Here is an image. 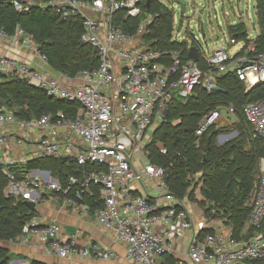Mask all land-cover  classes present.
<instances>
[{
	"label": "built area",
	"instance_id": "built-area-1",
	"mask_svg": "<svg viewBox=\"0 0 264 264\" xmlns=\"http://www.w3.org/2000/svg\"><path fill=\"white\" fill-rule=\"evenodd\" d=\"M141 2L12 1L19 11L37 5L43 9L50 7L63 18L80 17L83 27L80 39L98 51L99 65L90 71H79L71 78L77 83L65 84L24 60L0 54L1 74L27 79L31 86L43 89L54 98L79 104L72 115L49 111L32 119L18 117L13 110L0 107V129L12 124L20 129L19 133L0 134V145L8 141L17 144L30 141L32 130L38 128L40 132L32 143L39 157L69 158L79 165L97 164L104 169L83 172L80 176L68 175L62 183L49 171L37 177L17 179L10 168L26 163V159L0 160L7 177L3 192L6 196L33 202L43 192H49L50 198L71 207L81 217L92 212L95 222L115 242L125 246L129 264H169L164 256L172 253L179 230H190L191 235L185 257L174 264H264V156L259 161L251 190L247 222L252 232L245 238H235L231 226L221 219L203 217L197 224L193 223L188 210L181 205L182 200L169 191L164 169L148 160L146 148L154 129L165 117L168 104L173 99L186 100L196 86L201 85L209 92L220 91L217 76L226 72H233L244 84L245 91L264 84V50L257 51L255 35H248V41L230 38V44L241 43L234 53H230L229 47L204 53L198 37L187 30L182 32L181 27L176 29L174 18L172 40L187 43L185 57L182 48L154 49L144 35L156 14L145 11ZM118 11L125 12V17L139 18L134 32L114 24ZM0 40L22 46L47 63L33 35L19 26L12 34L0 29ZM191 46L197 47L195 60L188 58ZM199 57L207 69L200 66ZM222 113L232 114L236 119L233 106L216 107L201 117L195 134L201 136L212 125L225 124L220 121ZM244 114L252 133L264 140V97L246 104ZM236 135L237 131L219 133L216 140L224 143ZM157 146L165 152L161 143ZM147 180L151 181L153 192H137L134 183ZM95 195L102 206L91 211L85 198ZM215 221L221 222V229L215 228ZM80 232L77 229L65 238L61 235L60 223L41 222L32 215L15 241L61 258L97 257L105 261L118 258L116 251L97 243L80 245L77 242Z\"/></svg>",
	"mask_w": 264,
	"mask_h": 264
},
{
	"label": "trees",
	"instance_id": "trees-1",
	"mask_svg": "<svg viewBox=\"0 0 264 264\" xmlns=\"http://www.w3.org/2000/svg\"><path fill=\"white\" fill-rule=\"evenodd\" d=\"M12 1L0 0V29L12 34L19 26L31 33L51 69L73 78L81 70L90 71L98 67V51L80 39L83 31L80 17L71 15L63 18L50 7L43 9L37 5L19 11ZM39 1L48 0L35 2ZM255 3L258 32L254 44L257 51H262L264 0H255ZM141 7L156 14L144 35L149 45L154 49L182 48L185 57L187 43L172 40L173 12L158 0H142ZM138 22V17H125L123 11H118L114 17V24L129 32H134ZM228 33L230 38L248 41V32L241 22L229 25ZM200 57V66L207 69ZM217 82L222 89L220 91L209 92L198 85L186 100L173 99L168 104L166 116L154 129L152 141L146 146L148 160L164 169L165 181L173 195L180 200L187 198L199 204L205 201L216 205L217 211L211 216L215 215L230 225L233 237L245 238L252 232L249 227L245 230V226L250 213L251 190L259 171V161L264 156V140L252 133L244 107L264 97V84L245 91L244 84L233 72L220 73ZM229 105L235 110L234 121L212 125L201 136L195 134L197 123L203 115L216 107ZM0 107L13 110L18 117L32 119L49 111H63L66 115H72L79 104L54 98L43 89L31 86L27 79L0 73ZM232 131H237L235 137L224 143L217 142L219 133ZM158 143L163 145L165 152L160 151ZM30 169L47 170L52 177L64 183L68 175L80 176L83 172L104 167L97 164L79 165L73 159L45 156L16 164L10 171L15 178L24 179ZM6 183L7 177L0 164V240L15 241L23 225L34 215V210L27 207L23 199L6 196L3 192ZM197 193L202 199L198 198ZM85 199L90 203L91 210L102 206L98 195ZM206 217L211 218L209 214ZM17 258L21 256L0 246V264H8ZM164 260L169 264L176 261L170 255H165ZM27 264L46 263L28 260Z\"/></svg>",
	"mask_w": 264,
	"mask_h": 264
},
{
	"label": "crops",
	"instance_id": "crops-1",
	"mask_svg": "<svg viewBox=\"0 0 264 264\" xmlns=\"http://www.w3.org/2000/svg\"><path fill=\"white\" fill-rule=\"evenodd\" d=\"M107 2L108 0H104ZM0 54L14 57L20 60H24L30 63L32 66L39 70H44L52 77L59 79L65 84H75L76 80L68 78L59 72L50 68L47 63H44L36 53L27 51L24 47L17 46L16 44H10L5 40H0ZM20 129L12 124L7 125L0 129V134L19 133ZM40 130L34 128L32 130V139L26 140L23 144H17L13 141H8L5 144L0 145V160L4 161L9 158H21L28 160L38 158L35 145L32 143ZM20 164V163H18ZM140 168V167H139ZM47 171L42 169H30L27 172L28 177H37L40 173ZM151 181L147 180L140 183L139 181L134 183V187L137 192L141 194H150L153 190L150 189ZM49 192H43L42 197L35 202L34 215L39 217L40 221L50 222L56 221L62 226L63 237L67 238L74 234L77 229H80V234L77 235V242L80 245H85L88 242L97 243L99 246L108 247L118 254L117 259L102 260L97 257L91 259H83L79 256H73L68 258H61L57 255L46 254L41 249L32 248L30 246L19 244L14 241L0 240V246L8 249L10 252L21 256L20 261L23 264H27L28 260H37L46 264H129V261L125 257V246L121 243L115 242L112 235L103 230L94 219L92 212L86 214L84 217L78 215V213L71 207L64 205L59 201H55L50 198ZM166 204V203H165ZM181 205L185 207L190 215L194 224H197L204 216L203 210L198 205V202H193L184 198L181 201ZM92 211V210H91ZM215 228L221 229V222H214ZM191 235L190 230H179L175 235L174 247L170 256L179 260L185 257V250L188 239Z\"/></svg>",
	"mask_w": 264,
	"mask_h": 264
},
{
	"label": "rangeland",
	"instance_id": "rangeland-1",
	"mask_svg": "<svg viewBox=\"0 0 264 264\" xmlns=\"http://www.w3.org/2000/svg\"><path fill=\"white\" fill-rule=\"evenodd\" d=\"M38 1V0H33ZM172 12L174 11L175 28L187 30L198 37L200 50L204 53L211 52L219 47L230 48L234 53L241 45L240 42L230 44L228 26L243 23L249 37L258 32L255 0H158ZM180 3L185 5L184 14L180 13ZM122 17V14L118 15ZM201 23L204 35L201 34ZM5 108V107H3ZM7 109V108H5ZM235 120L232 114L222 113L221 122ZM145 159H143L144 161ZM198 198H201L197 193ZM198 205L203 210L204 216L209 214L212 220L219 219L211 216L217 211L216 205L203 202ZM249 227L246 223L245 230ZM244 230V231H245ZM14 243V241H11ZM8 264H23L19 258L11 260Z\"/></svg>",
	"mask_w": 264,
	"mask_h": 264
},
{
	"label": "water",
	"instance_id": "water-1",
	"mask_svg": "<svg viewBox=\"0 0 264 264\" xmlns=\"http://www.w3.org/2000/svg\"><path fill=\"white\" fill-rule=\"evenodd\" d=\"M147 4H148V1H147ZM184 12H185V5L180 3V13L184 14ZM200 30H201V34L204 35L202 27ZM197 56H198L197 47L191 46L190 49L188 50V58L195 60L197 59ZM166 114H167V109L164 110V115L166 116ZM208 142L209 141H207L206 143L207 145H208ZM24 202L27 205V207H29L31 210L35 208V202L29 201V200H25Z\"/></svg>",
	"mask_w": 264,
	"mask_h": 264
}]
</instances>
